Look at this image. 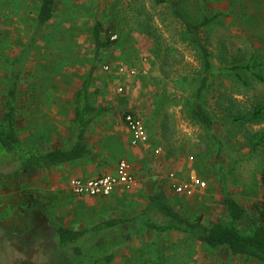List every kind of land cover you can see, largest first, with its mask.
I'll list each match as a JSON object with an SVG mask.
<instances>
[{
  "label": "rangeland",
  "instance_id": "rangeland-1",
  "mask_svg": "<svg viewBox=\"0 0 264 264\" xmlns=\"http://www.w3.org/2000/svg\"><path fill=\"white\" fill-rule=\"evenodd\" d=\"M39 4L0 0V120L8 71L21 72L17 125L22 140L41 151L66 146L76 92L94 60L92 29L100 21L103 36L112 35L113 42L93 73L92 100L108 105L102 123L111 113L118 120L127 111L139 114L150 140L143 145L147 153L133 150L135 159L137 152L145 155L144 166L118 144L111 146L113 162H108L111 157L95 139L99 133L89 129L87 140L99 151L95 161L106 157L102 165L109 168L115 159L126 158L139 182L135 189L121 186L108 196L72 194L69 180L76 174L62 164L11 171L9 163L0 162V264H78L74 245H58L44 209L54 222L73 229L128 218L111 247L113 259L93 262L94 254L84 264H261L224 247L211 249L184 233L149 230L139 215L150 190L162 185L177 209L205 223L230 220L226 192L246 207L239 222L243 231L264 220V0H179L190 20L210 11L219 14L201 31L213 51V75L202 98L213 130L191 116L202 59L168 0H56L53 18L31 42ZM254 62L250 72L221 69ZM118 136L122 144L124 131ZM192 174L206 187L191 195L176 193L174 185L188 183ZM33 198L46 208L30 203ZM99 249L96 245L95 252Z\"/></svg>",
  "mask_w": 264,
  "mask_h": 264
},
{
  "label": "trees",
  "instance_id": "trees-1",
  "mask_svg": "<svg viewBox=\"0 0 264 264\" xmlns=\"http://www.w3.org/2000/svg\"><path fill=\"white\" fill-rule=\"evenodd\" d=\"M168 1L173 14L185 28L187 41L195 46L202 59V76L191 96V116L207 129L213 130L215 122L202 104L203 94L208 88L209 80L213 75V51L205 42L201 31L219 14L210 11L201 20L193 21L182 11L179 0ZM55 5L56 0H40L35 33L31 42L35 39L34 35L53 18ZM92 40L94 60L87 76L76 92L73 128L66 146H57L53 149L41 151L34 150L24 143L17 125V98L21 72L8 71L5 110L0 120V162L9 163L11 171L51 168L62 163L93 157L94 152L87 141L86 132L103 108L94 105L91 101L90 85L94 71L102 62L103 50L109 43L113 42V38L112 35L106 38L103 36V25L100 21H97L92 29ZM255 63L232 65L221 67V69L233 70L236 73L239 69L250 72ZM256 111V114L259 113V110ZM218 144L220 146V143ZM261 179L264 186V171ZM31 202L46 208L44 203L37 198L31 199ZM223 202L230 220L205 223L200 218H192L184 211L177 209L170 201L165 188L158 185L150 190L147 203L141 210L139 219L143 226L149 230L161 233L168 231L184 233L211 249L224 247L233 256H245L264 264V220L255 222L250 231H243L239 222L246 213V207L232 197L229 192L224 194ZM44 210L48 221L55 230L58 245L66 248L74 245L73 254L79 258L78 264L88 263V259L93 257L94 254L96 257L93 262L111 261L113 259L114 250L112 245H115L120 239L118 231L120 227H124V223L128 218H107L89 228L73 229L54 222L47 213V209ZM79 241H83L84 245L77 244ZM95 244L100 247L97 250L98 253L95 252Z\"/></svg>",
  "mask_w": 264,
  "mask_h": 264
},
{
  "label": "built area",
  "instance_id": "built-area-1",
  "mask_svg": "<svg viewBox=\"0 0 264 264\" xmlns=\"http://www.w3.org/2000/svg\"><path fill=\"white\" fill-rule=\"evenodd\" d=\"M104 67L108 69L107 65ZM123 119L131 134V144L134 146L148 144L150 135L144 119L139 114L131 111L125 112ZM160 150V147L157 148V151ZM173 175L171 174V176ZM138 184L133 164L128 159L121 158L116 164L114 172L104 173L92 178L71 177L69 189L72 194L77 196L99 197L108 196L121 186L128 190L135 189ZM197 187L205 188L206 182L195 174L191 175L188 183L177 182L174 185L176 193L185 195H191Z\"/></svg>",
  "mask_w": 264,
  "mask_h": 264
},
{
  "label": "crops",
  "instance_id": "crops-1",
  "mask_svg": "<svg viewBox=\"0 0 264 264\" xmlns=\"http://www.w3.org/2000/svg\"><path fill=\"white\" fill-rule=\"evenodd\" d=\"M91 101L94 103V105L99 106V107H101L103 109H101L99 111V113L97 114L96 118L93 120V122L88 127L86 133H88L90 128H95L96 134L99 133V135L97 134V136H95V139L96 140L98 139L100 141V147L104 148V150H106L104 152H106V153L108 152V156L111 157V158H108V162H113L112 161V157L113 156H111V155H113L112 154V150H114V149H112L111 146L114 145V144H118L119 147L121 146V147H124V148H128L125 151L126 152V156L130 157L132 160H136L137 164L140 163L142 166H144V163H145V161L147 159L145 160L144 159L145 155L144 156H140L138 152L143 151L144 153L145 152L147 153V151H146L147 147H144L143 145H140V146L137 147V146H133L131 144V134H130V131L127 128L126 124L124 123V119L123 118H122V120H118L111 113V114H109V116H107L108 119H109V120H107L108 122L102 123V120H101L102 114L108 109V105H104V104H102V105L99 104L98 105L92 100V98H91ZM105 114H106V112L104 113V115ZM105 120H106V118H105ZM103 125L105 127L104 131H102V128H101V126H103ZM121 130L124 131V134H125V137H124L125 140H123L122 144L120 143L119 136H118V132L121 131ZM151 140H153V137L151 138ZM89 145L93 149V152H94L93 157L84 158V159H81V160H76V161H72V162H68V163H62V165L67 166L69 168V170L72 169V172L76 174V176H73V177L92 178V177H96V176H99L101 174H104L105 172L106 173L114 172L115 168H116V165H113V166L111 165V167H109V168H107V167L103 168L102 163H103V161L107 160V159H105L106 157H104L103 161H101V162L100 161H95L96 157H97V153L99 151H96V149H94L91 144H89ZM137 148H138V152H137L138 159H135V154H134V157H133V152H134L133 150L134 149L137 150ZM127 152H129V153H127ZM146 157H148V154L146 155ZM118 160L115 159V161H117L116 163H118ZM78 161H79V163H78ZM75 163H77V164H75ZM106 170H108V171H106ZM136 170H137V166H136ZM147 170H149L148 167H147ZM138 176H139V174H138ZM88 197H90V196H88Z\"/></svg>",
  "mask_w": 264,
  "mask_h": 264
},
{
  "label": "flooded vegetation",
  "instance_id": "flooded-vegetation-1",
  "mask_svg": "<svg viewBox=\"0 0 264 264\" xmlns=\"http://www.w3.org/2000/svg\"><path fill=\"white\" fill-rule=\"evenodd\" d=\"M27 259V258H26ZM25 260V259H24ZM22 262H24V261H22Z\"/></svg>",
  "mask_w": 264,
  "mask_h": 264
},
{
  "label": "bare ground",
  "instance_id": "bare-ground-1",
  "mask_svg": "<svg viewBox=\"0 0 264 264\" xmlns=\"http://www.w3.org/2000/svg\"><path fill=\"white\" fill-rule=\"evenodd\" d=\"M60 29V28H59ZM1 73V72H0Z\"/></svg>",
  "mask_w": 264,
  "mask_h": 264
}]
</instances>
